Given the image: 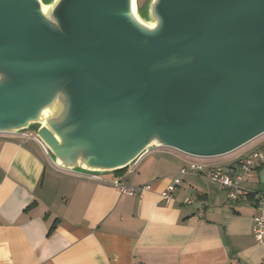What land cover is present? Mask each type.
I'll return each mask as SVG.
<instances>
[{"label":"water","instance_id":"obj_1","mask_svg":"<svg viewBox=\"0 0 264 264\" xmlns=\"http://www.w3.org/2000/svg\"><path fill=\"white\" fill-rule=\"evenodd\" d=\"M31 129L83 175L241 149L264 135V0H0V133Z\"/></svg>","mask_w":264,"mask_h":264},{"label":"crops","instance_id":"obj_2","mask_svg":"<svg viewBox=\"0 0 264 264\" xmlns=\"http://www.w3.org/2000/svg\"><path fill=\"white\" fill-rule=\"evenodd\" d=\"M15 135L0 133V264H263L253 217L264 191V162L243 181L247 194L237 201L212 181L202 190L195 180L205 178L189 174L166 203L161 192L191 160L179 151L144 154L139 172L121 177L152 189L125 195L110 183L60 170L34 139ZM263 143L210 165L240 172Z\"/></svg>","mask_w":264,"mask_h":264},{"label":"built area","instance_id":"obj_3","mask_svg":"<svg viewBox=\"0 0 264 264\" xmlns=\"http://www.w3.org/2000/svg\"><path fill=\"white\" fill-rule=\"evenodd\" d=\"M21 139H34L42 147L46 155H50L48 147L41 141L36 134L29 130L15 135ZM191 158V156H188ZM264 162V143L251 152L241 163L240 172H229L221 167L215 165H207L200 161L193 159L186 162L179 170L172 176V182L161 192V198L166 203L174 199V193L177 187L183 182L184 178L189 174H195L209 181L217 183L222 186L230 201H237L247 194V190L242 185L246 178L254 176L255 171L259 165ZM136 163V162H135ZM134 163V164H135ZM133 164V165H134ZM131 167V166H130ZM129 167V171H131ZM111 175V174H110ZM90 179L107 182L119 189L125 195H142L146 191L152 189L151 184L143 185H129L124 177L113 176L108 178V175H84ZM187 203H192L193 199L188 198ZM253 234L256 242L264 247V191L261 192L260 201L258 204V212L253 217ZM264 264V262H263Z\"/></svg>","mask_w":264,"mask_h":264},{"label":"rangeland","instance_id":"obj_4","mask_svg":"<svg viewBox=\"0 0 264 264\" xmlns=\"http://www.w3.org/2000/svg\"><path fill=\"white\" fill-rule=\"evenodd\" d=\"M147 2H148V0H138L139 9L142 10ZM29 131L34 133L36 130L35 129H31ZM263 138H264V135H262L261 137L257 138L255 141H252L251 143L245 145L244 147H242L238 151H235V152L231 153V155L232 156L233 155H237L238 153H241V152L251 148L254 144H256L258 141L262 140ZM147 154H148V152H147ZM224 158H226V157H218V158H195V157H191L189 159H193L194 161H200L202 163L210 165L211 163H220V162L222 163L224 161H221V160L222 159L225 160ZM155 164H157V163L155 162ZM139 167H142V166H139ZM139 167L137 166V163H135L134 165H132L130 167L131 172L134 171V172H132L133 174H131L132 178H133V176L135 174H137V172H139ZM150 171H152V170H150ZM108 175H110V174H108ZM195 181H196V185L198 187H200L202 190L211 189V184H210L209 180H207V179H201V180L200 179H196ZM218 190H219L218 192H219V196H220L221 200L222 201L225 200L226 199V193L224 192V190H222L221 188H218Z\"/></svg>","mask_w":264,"mask_h":264},{"label":"trees","instance_id":"obj_5","mask_svg":"<svg viewBox=\"0 0 264 264\" xmlns=\"http://www.w3.org/2000/svg\"><path fill=\"white\" fill-rule=\"evenodd\" d=\"M128 170H129V168L124 169V170H120V171H117V172H115V173H113L111 175H113V176H123Z\"/></svg>","mask_w":264,"mask_h":264}]
</instances>
